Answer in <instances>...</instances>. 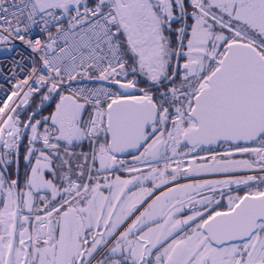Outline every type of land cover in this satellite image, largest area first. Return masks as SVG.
<instances>
[{
  "label": "snow or ice",
  "instance_id": "snow-or-ice-1",
  "mask_svg": "<svg viewBox=\"0 0 264 264\" xmlns=\"http://www.w3.org/2000/svg\"><path fill=\"white\" fill-rule=\"evenodd\" d=\"M0 56V264H264V0H0Z\"/></svg>",
  "mask_w": 264,
  "mask_h": 264
},
{
  "label": "built area",
  "instance_id": "built-area-1",
  "mask_svg": "<svg viewBox=\"0 0 264 264\" xmlns=\"http://www.w3.org/2000/svg\"><path fill=\"white\" fill-rule=\"evenodd\" d=\"M4 55H7V54H4ZM3 59V57L2 56H0V60H2Z\"/></svg>",
  "mask_w": 264,
  "mask_h": 264
}]
</instances>
